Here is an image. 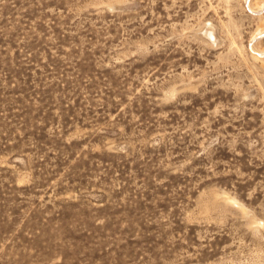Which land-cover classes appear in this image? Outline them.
Returning <instances> with one entry per match:
<instances>
[{"label": "rangeland", "instance_id": "1", "mask_svg": "<svg viewBox=\"0 0 264 264\" xmlns=\"http://www.w3.org/2000/svg\"><path fill=\"white\" fill-rule=\"evenodd\" d=\"M263 6L0 0V264H264Z\"/></svg>", "mask_w": 264, "mask_h": 264}, {"label": "bare ground", "instance_id": "2", "mask_svg": "<svg viewBox=\"0 0 264 264\" xmlns=\"http://www.w3.org/2000/svg\"><path fill=\"white\" fill-rule=\"evenodd\" d=\"M262 9H264V6L262 7ZM264 33V28L262 29V34ZM255 40V38L254 39H252L251 40V43H253V41ZM253 51H254V49H253ZM256 51V50H255ZM258 54L260 53V54H262V53H264V51H256ZM257 54V55H258Z\"/></svg>", "mask_w": 264, "mask_h": 264}]
</instances>
